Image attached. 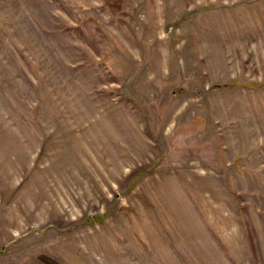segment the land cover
<instances>
[{"label":"rangeland","instance_id":"1","mask_svg":"<svg viewBox=\"0 0 264 264\" xmlns=\"http://www.w3.org/2000/svg\"><path fill=\"white\" fill-rule=\"evenodd\" d=\"M0 264H264V0H0Z\"/></svg>","mask_w":264,"mask_h":264}]
</instances>
